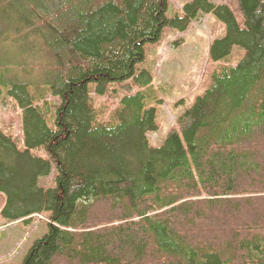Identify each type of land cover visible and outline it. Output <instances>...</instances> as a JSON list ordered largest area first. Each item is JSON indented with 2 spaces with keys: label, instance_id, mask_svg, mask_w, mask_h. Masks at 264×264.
Listing matches in <instances>:
<instances>
[{
  "label": "trees",
  "instance_id": "obj_1",
  "mask_svg": "<svg viewBox=\"0 0 264 264\" xmlns=\"http://www.w3.org/2000/svg\"><path fill=\"white\" fill-rule=\"evenodd\" d=\"M168 5L0 0V100H15L24 140L0 129V214L50 213L22 264H264V0H189L170 16ZM205 13L225 25L208 55L244 54L152 146L147 104L160 101L137 65L165 27ZM112 83L125 93L97 121L92 93ZM41 146L49 159L32 153ZM51 161L55 183L41 187Z\"/></svg>",
  "mask_w": 264,
  "mask_h": 264
},
{
  "label": "rangeland",
  "instance_id": "obj_2",
  "mask_svg": "<svg viewBox=\"0 0 264 264\" xmlns=\"http://www.w3.org/2000/svg\"><path fill=\"white\" fill-rule=\"evenodd\" d=\"M189 0H169L167 14L182 13V6ZM227 2L229 0H213ZM237 20L243 24L241 14ZM225 34L224 22L212 13L200 14L192 20L185 31H177L165 27L161 38L145 46V59L137 66H150L152 69L153 91L155 100L147 106H155L157 129L148 133L152 146H159L170 128L176 125L178 115L183 113L202 95L212 83L213 71L225 65L236 64L244 49L234 45L231 52L220 60H213L208 55V47L212 41ZM94 83L90 89L94 90ZM124 89L118 83L111 84L107 91L98 95L92 93V104L96 110V120L108 119L113 107L118 106ZM51 104L57 99L51 97ZM51 112L53 109L51 108ZM54 127V123L49 124ZM0 129L10 135L17 144L24 146L21 114L18 105L10 96L0 100ZM32 153L49 159L46 149L41 146L33 148ZM58 173L57 166L51 161V171L47 176L39 178L38 184L43 187L54 185ZM3 196L0 195V208ZM50 213L44 211L35 214L26 221L23 219L9 221L0 214V264H22L24 257L34 242L42 237L47 229ZM104 220H98L103 222Z\"/></svg>",
  "mask_w": 264,
  "mask_h": 264
},
{
  "label": "bare ground",
  "instance_id": "obj_3",
  "mask_svg": "<svg viewBox=\"0 0 264 264\" xmlns=\"http://www.w3.org/2000/svg\"><path fill=\"white\" fill-rule=\"evenodd\" d=\"M112 84H114V83H112ZM120 84H121V83H120ZM120 84H119V85H120ZM110 85H111V84H110ZM110 85H109V86H110ZM120 86H121V85H120ZM108 88H109V87H108ZM121 88H122V87H121ZM156 115H157V114H156ZM155 120H156V116H155ZM54 163H55V162H54ZM41 187H43V186H41ZM31 217H32V216H31ZM5 219H6V218H5ZM7 220H8V219H7ZM49 220H50V219H49ZM9 221H13V220H9Z\"/></svg>",
  "mask_w": 264,
  "mask_h": 264
}]
</instances>
